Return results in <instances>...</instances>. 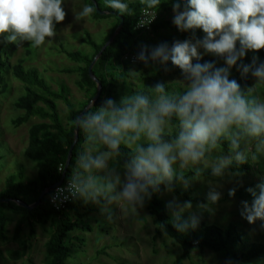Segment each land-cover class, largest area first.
Instances as JSON below:
<instances>
[{
	"label": "clouds",
	"instance_id": "clouds-1",
	"mask_svg": "<svg viewBox=\"0 0 264 264\" xmlns=\"http://www.w3.org/2000/svg\"><path fill=\"white\" fill-rule=\"evenodd\" d=\"M66 2L0 0V36L13 44L42 46L65 20ZM104 2L119 16L132 15L129 0ZM141 3L158 9L162 0ZM172 10V23L180 32L201 29L203 37L151 48L142 45L135 60L145 67L158 64L166 72L171 62L181 72L182 90L170 91L167 83L158 82L122 96L118 103L108 98L93 111L85 109L75 125L83 130L86 146L67 185L56 189L53 203L71 198L96 205L102 213H108L111 205L138 210L161 192V186L167 192L177 184L187 190L206 174L223 179L234 165L264 157V98L253 87L242 90L235 79H229L236 66L242 77L250 74L264 85V60L257 63L254 56L252 63H242L247 51L264 49V0H175ZM95 12L96 7L86 5L76 19ZM209 53L222 58L224 66L200 63ZM93 105L91 100L89 107ZM122 146L129 151L121 166ZM209 184L207 202L195 210L191 201L173 198L167 203L177 232L197 229L202 214L214 212L222 185ZM246 191L252 200L241 201L240 216L249 224L260 221L264 228V179ZM235 195L236 188H230L228 196Z\"/></svg>",
	"mask_w": 264,
	"mask_h": 264
},
{
	"label": "trees",
	"instance_id": "trees-1",
	"mask_svg": "<svg viewBox=\"0 0 264 264\" xmlns=\"http://www.w3.org/2000/svg\"><path fill=\"white\" fill-rule=\"evenodd\" d=\"M85 1L88 5L92 4L95 7L96 4L99 10L108 12L107 14L95 12L92 14L94 19L114 18L115 22L109 33H107L106 39L101 43L96 42L86 32V38H83V42L92 47L91 54L83 55L79 51H62L77 64L65 69L63 72L78 74L76 85L86 94V99L81 103L80 108H77L69 98L68 88L65 85H62L59 91L53 90L36 68L26 69L24 67V60H20L14 65L9 66L8 59L16 52L17 44L9 43L3 36H0V95L6 92L7 83L5 74L9 68H11L13 77L18 79L24 88V94L18 97L15 102V106L23 110L24 114L15 118L12 122L13 125L19 126L24 124L35 116L49 120V122L41 121L33 123L28 129V144L25 147L24 154L27 158L35 161L37 169L35 179L23 180L24 171L20 170L17 176L19 181L14 180L16 178L15 175H10L5 181L4 189L0 190V240L6 241L8 239L7 225L10 221L8 214L10 212H18L20 215L11 236L12 240H17L20 237L23 225L26 224L29 227V233L27 239L23 241L22 249L8 252V257L12 260L21 259L25 255L27 240L35 235L36 224L45 226L49 223L51 227L49 237L44 244L45 264H66V260L71 254L73 240L82 242L84 239L77 234L72 235V231L76 229L91 231L92 229L83 221V217L94 211V209L89 203L86 204L81 200H73L61 211H56L50 204L49 195L51 191L46 192L40 203L32 209L20 206L17 202L22 201L28 205H32L39 199L43 190L60 180L64 172L70 146L74 140L76 117L96 95L98 90L96 80L101 83L100 95L95 100V105L87 108L88 111L95 110V108L102 104L105 98L111 97L120 79H124L126 76L132 77L128 67L131 63L124 60V56L128 53L138 54L140 51L141 46L137 44V37L142 33L134 30V27L140 12L147 7L138 0L129 1L132 15L119 16L115 10L105 7L104 0ZM174 2L175 0H162L158 9H155L159 12V17L151 24V31L149 32L156 34L161 30H167L173 33V35L169 36L167 32L164 37V42L168 44H172L175 40L183 41L191 39L195 41L196 39H201L203 37L200 34L201 29L180 32L173 25L174 13L172 4ZM162 10L168 11L170 17L162 18L160 16ZM120 17L123 18V26L113 37L112 42L102 50L100 56L93 63V78L89 73V66L103 45L113 36L120 23ZM23 45L26 49V56H30L32 53L31 43L24 42ZM254 56L258 58L257 63L264 60V49L247 51L242 63H252ZM196 62L195 60L193 61V63ZM199 62H215L216 67L220 64L224 66L223 59L213 54H205ZM239 63L241 61H238ZM168 68L174 73L181 74L177 67L171 65V62H169ZM229 79H235L240 84L242 90H247V88L251 87L254 80L250 74L242 77L236 66H233ZM148 87L153 86L146 84L132 91L131 94L140 90H147ZM167 87L170 91L182 90L181 88L172 89L169 85ZM56 100H63L67 105V119L69 122L67 126L61 121ZM85 142V134L80 129L69 165L66 169V180L72 176L76 159L78 154L83 150ZM223 149L225 152L228 151L226 143L223 145ZM128 151V149L122 146L121 166L124 159H126ZM255 168V164H252L250 161L239 167L234 165L229 170V174L245 173L251 176ZM255 171L261 176V180L264 179V172L262 170L256 168ZM186 175L191 176V173H187ZM209 176H211L210 173L205 175V177ZM259 182H250L248 185L242 187L236 195L239 198H252L246 189L248 187H255ZM164 191L166 190L161 186V192L154 194L145 205H147L149 213L154 219V224L157 226L156 234L158 235L163 232L172 238L175 243L179 244L182 249L181 259L189 258L193 250H198L199 252L210 250L224 253L230 264H252V261L259 257L263 258L260 264L264 262V241H252L249 233L240 225L233 222L220 226L200 220L197 229L189 230L187 233L177 232L171 224L170 213L166 209L167 203L160 197ZM172 193L184 201H191L195 204L207 202L204 197L194 194L193 189L180 190L179 184L175 186V190ZM80 210L84 212L80 213ZM71 212H73L75 218H73Z\"/></svg>",
	"mask_w": 264,
	"mask_h": 264
},
{
	"label": "rangeland",
	"instance_id": "rangeland-1",
	"mask_svg": "<svg viewBox=\"0 0 264 264\" xmlns=\"http://www.w3.org/2000/svg\"><path fill=\"white\" fill-rule=\"evenodd\" d=\"M86 5L88 3L85 0H67L64 6L65 20L57 24L56 36L52 40H46L40 47H34L31 44L32 53L30 56H26L23 43L17 44L16 52L8 59L9 66L24 60L23 65L26 69L36 68L55 91H59L60 87L65 85L68 88L69 98L77 108H80L81 103L85 101L86 94L76 85L77 73L63 72L77 64L62 51H79L83 55L91 54L92 47L83 42L86 32L96 42L101 43L106 39L107 33L115 22L114 18L94 19L92 15L77 20L76 15ZM160 16L169 18L170 14L168 11L162 10ZM167 32V30H161L156 34L141 32L142 34L137 37V44L149 47L158 46L165 41L164 37ZM168 33L169 36L173 35L171 32ZM200 34L204 35L202 30H200ZM221 66L220 64L217 67ZM128 67L132 77L126 76L124 79H120L112 96L105 99L111 98L118 103L122 96L131 95L132 91L146 84L155 86L158 82L167 83L172 89L180 88L181 74L171 70L166 72L157 64L145 67L143 63L139 62L134 65L130 64ZM5 76L6 92L0 95V190L4 189L5 181L10 175H15L14 180L19 181L17 176L20 170L24 171L23 180L35 179L37 172L35 161L27 158L24 154L28 144V129L33 123L49 122L48 119L35 116L24 124L13 125V120L24 114L23 110L15 106L18 97L24 94V88L23 84L13 77L11 68ZM251 87L254 88L256 95L264 98V85L257 84L254 79ZM56 103L61 121L67 126L69 123L67 105L63 100H56ZM85 146L86 142L83 149ZM224 153L227 152L224 151ZM252 164L264 172V157ZM255 169L251 176L245 173H236L227 174L223 179L209 176L193 180L188 189H193L194 194L204 197L206 201L207 193L210 190L209 181L222 185L218 188L222 196L213 206L214 212H204L200 220L220 226L233 222L245 229L252 241H264V228L260 227V221L249 224L240 216L241 201L246 200L251 203L252 198H239L237 195L228 196L230 188H236L237 194L242 187L250 182L261 181V176L256 173ZM179 189L185 190L181 185H179ZM160 197L166 203L173 198L178 199L181 203L185 202L172 192L164 191ZM89 204L94 211L83 217V221L92 229L91 231L77 229L72 231V235L77 234L84 239L82 242L73 240L71 254L67 258L66 264H230L224 253L210 250L204 252L193 250L189 258L181 259L180 245L163 232L156 234L157 226L154 224L147 205L138 210L129 209L126 205H111L108 213H102L98 206ZM192 205L195 210L198 204L192 203ZM82 212L84 211L80 210V213ZM8 214L10 217L7 225L8 239L0 240V264H45L44 244L51 231L49 223L45 226L36 224L35 235L27 240L25 255L21 259L12 260L8 257V252L22 249L23 241L27 239L29 233V227L26 224L23 225L20 237L17 240H12L11 236L20 215L18 212ZM71 215L75 218L73 212ZM187 215L188 213H184L185 217ZM262 259V257L256 258L252 264H260Z\"/></svg>",
	"mask_w": 264,
	"mask_h": 264
},
{
	"label": "built area",
	"instance_id": "built-area-1",
	"mask_svg": "<svg viewBox=\"0 0 264 264\" xmlns=\"http://www.w3.org/2000/svg\"><path fill=\"white\" fill-rule=\"evenodd\" d=\"M155 15V16H154ZM154 16V19L152 17ZM159 17V12L155 9H143L137 19V22L135 24L134 30L139 32H149L151 31V24L156 21V19ZM152 19V20H151ZM151 20L150 23H148ZM144 24V25H141ZM137 54L134 53H128L124 56V60L129 61L131 64L139 63V61L135 60V57ZM69 179H64L63 182L59 185H57L50 193L49 195V202L52 205V207L56 211H61L66 208V206L73 201V199L69 198L68 200L58 199L55 203L52 202V196L55 194L56 189L65 187L67 185Z\"/></svg>",
	"mask_w": 264,
	"mask_h": 264
},
{
	"label": "water",
	"instance_id": "water-1",
	"mask_svg": "<svg viewBox=\"0 0 264 264\" xmlns=\"http://www.w3.org/2000/svg\"><path fill=\"white\" fill-rule=\"evenodd\" d=\"M95 7L97 8V13H98V14H107V13H108L107 11L99 10V8H98V6H97L96 4H95ZM122 26H123V18L120 17V23H119L117 29L115 30L113 36L110 37V38L107 40V42L103 45V47H102V49L100 50V52L94 57V59H93V61H92V64L89 66V73H90V75H91L92 77H93V75H92V65H93V63H94V62L96 61V59L100 56L102 50H104V49H105V48H106V47L112 42L113 37L118 33V31L121 29ZM93 78H94V77H93ZM95 80H96V79H95ZM96 82H97L98 90H97L96 95H95V96L93 97V99H92V100H94V101L98 98V96L100 95V91H101V83H100L98 80H96ZM89 104H90V102H89ZM89 104L84 108V110H83L82 112H84L85 109H87V108L89 107ZM82 112H81V113H82ZM81 113H80V114H81ZM80 114H79V115H80ZM79 115H78V116H79ZM78 132H79V130H78V129L76 128V126H75L74 140H73V143H72L71 146H70V149H69V152H68V156H67L66 165H65V168H64V172L62 173V176H61L60 180L57 181V182H55L54 184L50 185L47 189L43 190V191L41 192V194H40L39 199H38L36 202H34L32 205H28V204H26L25 202H22V201H17L18 204H19L20 206H23V207L28 208V209H32L33 207L37 206V205L40 203L41 199L45 196L46 192H48V191H52L57 185H59V184H61V183L63 182V180L65 179V176H66V174H65V173H66V169H67V167H68V165H69V162H70V159H71V156H72V152H73V149H74L75 143H76V141H77V139H78Z\"/></svg>",
	"mask_w": 264,
	"mask_h": 264
}]
</instances>
